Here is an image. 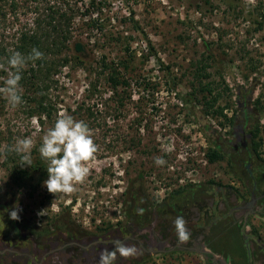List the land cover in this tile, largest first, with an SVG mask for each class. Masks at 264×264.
Instances as JSON below:
<instances>
[{
  "label": "rangeland",
  "instance_id": "1",
  "mask_svg": "<svg viewBox=\"0 0 264 264\" xmlns=\"http://www.w3.org/2000/svg\"><path fill=\"white\" fill-rule=\"evenodd\" d=\"M67 28L71 42L60 46L57 61L73 56L76 41L87 45L90 58L56 69L43 65L41 71L35 60H27L21 69L27 76L20 84L22 103L12 107L0 94V201L18 205L22 227L16 236L9 217L0 218V235L16 242L15 248L7 246L20 252L4 251L0 264L6 259L32 264L21 256L34 253L32 234L46 239L50 231L63 244L66 230L74 235L77 229L87 248L98 239L104 244L129 235L127 213L138 188L141 198L157 207L151 212L152 221L160 216L154 231L168 232L199 202L204 215L198 226L190 224L193 231L210 228L231 210L229 220L240 236L264 243V199L247 224L245 210L233 211L255 191L256 176L236 168L240 159L247 163V155L239 158L235 150L249 131L256 133L259 155L250 168L264 173V0H0V87L15 71L8 60L24 33L43 35L50 62L49 43L62 42ZM103 59L128 64V72L120 71L129 87L115 93L107 74L98 75ZM92 85L95 92H89ZM61 115L88 125L96 152L73 192L52 194L44 187L48 173L33 167L42 160L44 136ZM25 137L33 141L31 167H22V154L14 151L17 139ZM214 152L219 159L212 163ZM257 182L256 191L264 196V178ZM208 202L213 207L205 206ZM226 222L214 229L223 231ZM209 247L228 264L234 254L247 251L227 233ZM44 251L35 254L37 260ZM254 254L249 264H264V257ZM86 256L79 262L88 264ZM160 258L152 256L145 264H211L200 253ZM124 264H130L128 258Z\"/></svg>",
  "mask_w": 264,
  "mask_h": 264
},
{
  "label": "flooded vegetation",
  "instance_id": "2",
  "mask_svg": "<svg viewBox=\"0 0 264 264\" xmlns=\"http://www.w3.org/2000/svg\"><path fill=\"white\" fill-rule=\"evenodd\" d=\"M256 139V133L254 131H249L248 134H244L242 137V144L240 147V151L235 150V153L239 155V158H241L244 155H247V163L243 165L242 159L238 161L236 164V168L239 169L240 167H244V172L247 173L248 177H252L255 179V176L258 181L263 180L264 173L257 174L255 169H251V161L253 162V159L255 156L259 158L258 152L256 148H254ZM240 170V169H239ZM238 174L240 172L237 170ZM242 173V171H241ZM255 179V181L257 182ZM254 183V192H251V197L249 201L245 203V205H236L233 207V211H242L245 210V215L243 218V222L247 224L249 218L256 214H258V206L261 201H263L264 196L263 194L260 196L257 191H259L258 182ZM257 184V185H256ZM138 188V187H137ZM230 189V188H229ZM135 190V189H134ZM257 190V191H256ZM136 195L132 197V206L129 207L130 210L127 213L129 218L130 227L128 228L130 234L125 235L124 237H116L112 240H109L108 242H104L98 239L97 241H92L90 244L91 247H86V245H83L84 242H81L78 240V237H80L78 234L80 233L77 229L74 231V235H71L66 230V233H64V241L63 244L60 243V239L55 237V234L50 231L48 232L46 239H41L38 235L32 234L33 243H32V249L34 253L26 254V252L21 253V256H26L31 261L32 264H54L55 262H59V264H82L79 262L80 259L84 258L86 256V252L88 253V256H86V260L90 264H100V257L105 254L106 252H114L117 247L120 245H123L126 248L131 249V252L128 255H121L118 251L115 254L113 264H124L125 260L128 258L130 264H145V262L150 261L152 256H159L161 257L160 260H163L164 262L167 259H174L176 260L178 257H189L192 254L200 253L203 255L208 261H210L211 264H228V261L221 260L219 255H213L211 251L209 250L211 245L213 243V240H216L219 236H223L227 233L230 240H241L242 245L247 247V251L245 249V252L243 254L237 255L234 254L232 264H249V262L253 261V247H255V257H258L261 259V257H264V243H261L260 240H254V237H251L249 235H245V238H242L240 234L237 232V229H235L234 225L231 224V216L232 214L231 210L224 216V220H218L217 222H213L211 224L210 228H204L202 229V226L200 227L201 230L199 232L193 231V228H191L190 224H195L196 226L199 225V222L201 221L202 215H204L202 211V207L199 206V202L197 204H194V211L189 216L186 215L184 218L185 221V229L187 233L186 239H181L180 236L177 233L176 227L173 226V228L169 229L168 232L166 231H154L153 225L156 223V221L159 220V215L156 216L155 220L152 221L151 218V212H155L156 208L155 205L146 202V200L141 198L142 190L137 189ZM198 191V190H197ZM134 192V191H133ZM230 192V191H229ZM138 198V199H137ZM193 199H195L193 197ZM255 199V203L253 204V207L250 208L248 203H251L252 200ZM209 205L210 207H213L214 203H205V206ZM227 206V205H226ZM219 207V206H218ZM222 210L226 208L225 206H221ZM160 208V206H159ZM7 209L10 208L8 203H1L0 201V218L2 217V220L4 221V216H8L9 214L7 212ZM247 213H250L247 215ZM208 218V215L207 217ZM10 219V218H9ZM212 219V218H211ZM221 219V218H220ZM226 222L227 227L223 229V231L215 230L217 226L221 227L220 222L223 224ZM13 230L15 231V235H20L22 232V227L18 223V221L11 220ZM187 224V225H186ZM231 224V225H229ZM1 226V221H0ZM215 228V229H214ZM219 229V227H218ZM5 230V227H4ZM73 234V233H72ZM77 234V236H75ZM16 235V236H17ZM21 236V235H20ZM73 236V237H72ZM27 238V236L25 237ZM24 238V239H25ZM40 239V240H39ZM6 235H0V254H3L4 251L7 250L8 253H13L12 255H19L18 252H16L14 249H9L7 244H11L12 242H7ZM67 240V242H65ZM84 240V239H83ZM82 240V241H83ZM22 241V240H21ZM14 242L11 244L14 248L15 246ZM10 246V245H9ZM53 246V247H52ZM56 246V247H54ZM41 248L46 249L44 251V255L40 259H36L35 254L41 251ZM56 248V249H55ZM72 248L78 249V254L76 251L71 250ZM91 251V252H90ZM226 252H230V250L225 249ZM16 252V253H15ZM61 252V254L58 256V258L55 260L53 258L54 254ZM184 252V254H182ZM191 253V254H189ZM63 259L62 262H60V259ZM2 261V260H1ZM66 261V262H65ZM95 262V263H93ZM9 263L6 259V263ZM88 263V264H89ZM13 264V263H12Z\"/></svg>",
  "mask_w": 264,
  "mask_h": 264
},
{
  "label": "clouds",
  "instance_id": "3",
  "mask_svg": "<svg viewBox=\"0 0 264 264\" xmlns=\"http://www.w3.org/2000/svg\"><path fill=\"white\" fill-rule=\"evenodd\" d=\"M42 53L33 49L28 57L16 52L8 60V64L15 69L6 80L5 85L0 87V94H4L12 107L22 103L20 92L21 69L27 60H37ZM33 141L31 137L17 139L14 151L21 155L22 167H31L33 160L31 149ZM96 152V146L90 134V129L84 121H76L73 117L61 115L49 129L43 138L39 148L40 156L47 161L48 179L44 181V187L49 193H71L75 190L74 182H81L88 175L86 162ZM163 164V160H157ZM18 205L7 209L9 218L13 221L20 219ZM175 227L181 239L187 238L185 221L183 217H177ZM128 255L131 249L120 245L114 252H106L100 257V264H113L116 252Z\"/></svg>",
  "mask_w": 264,
  "mask_h": 264
},
{
  "label": "trees",
  "instance_id": "4",
  "mask_svg": "<svg viewBox=\"0 0 264 264\" xmlns=\"http://www.w3.org/2000/svg\"><path fill=\"white\" fill-rule=\"evenodd\" d=\"M73 16V15H71ZM54 17H52L53 19ZM57 28L55 27V30ZM64 33L63 36L61 37L62 42L57 41L58 39H55L54 41H52V44L50 45L49 41V47H48V51L52 52V54L54 55L53 59H51V61L49 62L47 59V55L44 54L45 50L43 49L44 45H43V35H38V34H27L24 33L22 36V42L21 45L18 47V52H20L21 54H23L25 57H28L33 49H37L39 50L43 55L40 59L35 60L38 64L40 68V71L42 70L43 65H47V64H51L53 68H58V66L60 64H62L61 66H68L69 64L73 63L75 60L79 61V64H82V60H87L88 58H90V51L87 48V45L84 44L82 41H76L73 43V45L69 48H71V52L73 54V56H65V57H61L58 61L57 59L59 58L58 55H60L61 50V45H65L68 42H71V32L70 29H63ZM29 62H32L31 59H29ZM77 62V61H75ZM124 68L125 72H128V64L127 63H115L112 62L111 64L106 63L105 59H103V63L101 64L100 67V72L98 73L99 76L107 74L108 76V81L109 84L111 85L112 90L117 93V90L120 86H125V87H129L130 83L129 80L126 78V75L123 74L120 69ZM206 69V67H203L202 70L204 71ZM48 70H50V68H48ZM22 72V71H21ZM200 76H202V74H200ZM21 80H20V84H23L25 82H27V76L26 73H21ZM96 89V85H92V88L89 92H95ZM123 102V101H121ZM42 110H45L46 108L43 107V102L41 103V107ZM224 108H222L219 112H217V114H223ZM91 115H93L91 113ZM219 159V155L214 152L213 154H210V158L209 160L214 163ZM47 161L44 160L42 158L41 161H39L37 163V165H35L33 167V169L37 170L40 173H45L47 174Z\"/></svg>",
  "mask_w": 264,
  "mask_h": 264
},
{
  "label": "water",
  "instance_id": "5",
  "mask_svg": "<svg viewBox=\"0 0 264 264\" xmlns=\"http://www.w3.org/2000/svg\"><path fill=\"white\" fill-rule=\"evenodd\" d=\"M254 203H255V199H253L251 203H248V205L250 206V208L253 207V204H254ZM249 214H250V213H247V215H249Z\"/></svg>",
  "mask_w": 264,
  "mask_h": 264
}]
</instances>
